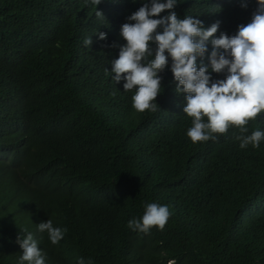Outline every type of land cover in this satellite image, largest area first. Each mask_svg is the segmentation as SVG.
I'll use <instances>...</instances> for the list:
<instances>
[{
	"label": "trees",
	"instance_id": "1",
	"mask_svg": "<svg viewBox=\"0 0 264 264\" xmlns=\"http://www.w3.org/2000/svg\"><path fill=\"white\" fill-rule=\"evenodd\" d=\"M146 2L0 0V264H19L27 233L45 264H264V140L241 149L231 127L192 143L171 57L156 112H137L134 90L112 79L126 44L121 26ZM256 7L178 0L174 11L205 28L219 21L218 38L249 23ZM247 127L264 131V113ZM152 202L173 213L165 229H129ZM48 219L68 229L56 245L38 230Z\"/></svg>",
	"mask_w": 264,
	"mask_h": 264
},
{
	"label": "clouds",
	"instance_id": "2",
	"mask_svg": "<svg viewBox=\"0 0 264 264\" xmlns=\"http://www.w3.org/2000/svg\"><path fill=\"white\" fill-rule=\"evenodd\" d=\"M100 3L101 0H91L94 6ZM177 4L178 0H150L127 17L128 22L120 31L126 44L120 47L119 58L112 62L111 72L115 74L112 79L116 83L123 79L124 91L134 90L133 109L141 113L156 112L162 88L160 73L168 67L171 57L170 70L178 82L176 91L186 94L183 112L191 118L187 136L192 143L215 141L235 127L239 134L234 139L239 141L241 149L249 145L259 148L264 131L257 129L248 134L247 125L264 113V0H257L249 23L239 25L231 36L221 32L218 38L213 37L220 27L219 21L205 28L200 19L192 16L178 18L174 11ZM241 7L247 8V3ZM165 10L169 12L167 16L154 18ZM95 14L104 18L99 11ZM106 36L104 32L99 33L101 40ZM210 38L212 51L205 65L203 59ZM91 44V36L86 37L85 47ZM197 58L201 60L199 68ZM209 67L212 72L224 73L225 78L213 80ZM172 214L168 205L147 203L142 217L130 219L127 227L144 234L153 227L163 231ZM37 226L40 232L47 233L53 245L68 231L54 226L51 219ZM18 243L22 249L19 264H45L46 254L31 233L18 238ZM77 264L86 262L81 257Z\"/></svg>",
	"mask_w": 264,
	"mask_h": 264
}]
</instances>
